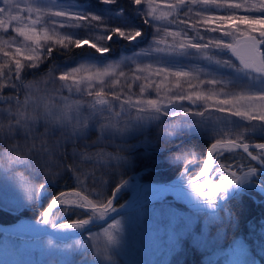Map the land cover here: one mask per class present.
<instances>
[{
	"label": "snow or ice",
	"instance_id": "6c2138e0",
	"mask_svg": "<svg viewBox=\"0 0 264 264\" xmlns=\"http://www.w3.org/2000/svg\"><path fill=\"white\" fill-rule=\"evenodd\" d=\"M0 5V145L6 149L0 162L9 172L16 166L59 168L71 145L74 162L64 168L80 173L77 185L56 194L34 222L58 234L49 235L46 249L64 256L93 249V264H116L123 247V216L113 214L125 207L115 201L129 181L105 195L95 191V172H83L79 164L105 168L113 160L133 161L78 145L90 130L100 141L119 138L127 145L129 136L150 125L181 117L162 129L166 136L189 132L212 140L202 160L183 148L172 157L183 165L180 188L198 211L218 219L246 190L264 193V143H250L247 135L264 132V0H168L163 10L157 0H129L139 24L128 21L119 0H94L92 7L78 0H0ZM114 21L119 23L113 26ZM94 32L103 34L93 39ZM119 41L128 42L124 52L130 54L112 60V44ZM84 46L94 50L84 63L54 64L46 77L27 80L54 52ZM196 165L193 173L190 166ZM19 180L31 202L42 197L50 175L38 185ZM228 217L235 219L230 211ZM92 225L102 231L92 232ZM67 230L87 232L88 240L67 242ZM236 251L246 254L245 245Z\"/></svg>",
	"mask_w": 264,
	"mask_h": 264
},
{
	"label": "rangeland",
	"instance_id": "374dc122",
	"mask_svg": "<svg viewBox=\"0 0 264 264\" xmlns=\"http://www.w3.org/2000/svg\"><path fill=\"white\" fill-rule=\"evenodd\" d=\"M168 0H157L160 4L161 10H163L164 3ZM88 7H92L90 4H85ZM2 6V5H0ZM95 11H100V9L94 8ZM128 21L135 23L133 20L128 18ZM119 21H114L113 26L118 24ZM259 27V25H257ZM103 33L94 32L92 38ZM84 38H89L87 34L82 33ZM142 45L141 47H143ZM122 54H130V52L125 53L121 51L115 57H111L112 60H118ZM83 57L76 58L67 62L58 63L55 65H67L69 67H75L79 63H84ZM46 75L42 77H46ZM42 77H39V80ZM67 95V93L65 92ZM181 117L165 118V125H170L174 121H180ZM255 123V122H254ZM95 136H98V132L93 130ZM251 137V140L255 143L264 142V132L259 129L255 131H250L247 134ZM211 139L210 135H204ZM251 140L249 141L251 143ZM257 140V141H255ZM78 141V145H83L87 143L91 147L88 149L89 152L95 153L101 151L102 147L99 141ZM5 146L0 145V152L5 151ZM80 150H83L82 148ZM73 148L71 145L67 147L68 156H66L69 164H72L73 158L71 153ZM180 152V151H179ZM178 152V154H179ZM107 153V152H106ZM115 160L111 161L114 163ZM59 163V161H58ZM79 167L83 172L92 173L95 172L96 177V187L95 191H101L105 194V185L101 178V173L104 168H100L99 165L93 166L90 163H80ZM64 168V163H60L59 168L52 169H38L35 165L25 168L23 166H16L12 172L8 171L6 165L0 162V205L5 208L12 210H19L22 207H27L31 202L25 199V193L21 186L19 177L23 176L30 183L37 185L38 181L44 180V174L49 173L50 177L54 175H59ZM72 172V171H71ZM121 172V171H120ZM73 180L71 181L72 187L65 190H71L77 185L75 180L76 175L80 173L72 172ZM83 179V177H81ZM135 179V180H134ZM126 178L129 181L128 188L131 189L130 192L135 188L136 182L139 181L137 178ZM153 189H146L144 193L135 201L138 203L145 198H147ZM106 195V194H105ZM130 195V194H129ZM161 203L155 201L151 204L132 210L126 213H122L116 216V219H121L123 216L124 221V243L123 247L117 250L115 255L116 264H171L172 255L178 250L181 242L185 237L191 236L192 241L199 248V252L203 256V259H211L216 256L215 264H232L233 261H247L251 264L252 261L258 264L257 258H255L252 253H250L247 246L243 243L240 238L231 239L228 245H221L224 240L222 228L214 229L211 234H209L208 221L204 218L205 215L199 216L197 214V209L181 210L174 208L167 204L168 200L166 196L159 197ZM180 211V212H179ZM187 211V212H186ZM201 219H198V218ZM199 221V225H197ZM111 222V221H109ZM210 222V221H209ZM211 223V222H210ZM106 226V225H104ZM101 228L97 230H92V232H100ZM78 233L76 230H67V235H75ZM88 233L84 232L80 236H84V241L88 240ZM16 239L13 236H0V264H47L51 259L59 258L61 264H71V255L64 256L63 254L52 252L44 247V242L49 238H24L18 237ZM72 239V238H70ZM69 242V241H67ZM244 244L246 248V254L241 255L236 251L237 245ZM77 250V249H76ZM90 254L91 259L87 262H83V255ZM94 250L89 249L88 251H80L78 263L74 264H93ZM39 262V263H38Z\"/></svg>",
	"mask_w": 264,
	"mask_h": 264
},
{
	"label": "trees",
	"instance_id": "16d2710c",
	"mask_svg": "<svg viewBox=\"0 0 264 264\" xmlns=\"http://www.w3.org/2000/svg\"><path fill=\"white\" fill-rule=\"evenodd\" d=\"M83 4L94 5V0H78ZM121 6L126 9V17L139 24L141 21L134 15L131 7L129 6V0H119ZM98 9V8H97ZM147 27V26H145ZM115 39V38H114ZM127 41H119L112 44L113 51L109 54L110 57H115L121 51H124V46L127 45ZM142 46V45H141ZM88 52H94L89 46H84L80 49H73L69 53L54 52L53 58L50 62H46L41 65L39 70H30L27 76L28 81H33L46 74L54 64L67 62L76 58L84 57ZM35 73V74H32ZM178 121H174L176 123ZM167 126L165 124H153L150 125L146 131L135 133L127 138V145H123L119 138L112 141L98 140V136H95L94 131L90 130L88 134L87 142L99 141L104 147L101 151L111 153L113 155L119 154L121 156L129 157L133 162L129 165L124 162H120L117 165V161L111 163L110 166L105 167L101 173L103 184L105 185V194H110L114 190V186L118 185L121 180L126 178H137V180L148 181H176L180 180V173L183 171V165L176 163L172 160V157L178 155V152L183 148L185 150H191L194 152L199 160L206 158L207 148L210 147L212 140L202 134H192L185 132L176 136L168 137L164 134L162 129ZM257 141V140H255ZM251 143L253 140H251ZM260 143H264L261 142ZM128 145H134L135 147L130 150L121 151V147L127 148ZM227 155V154H226ZM231 162V161H230ZM247 163V160L244 161ZM64 164H69L65 157ZM255 163V162H252ZM193 173L198 171V165L190 166ZM121 171V172H120ZM72 172L63 168L59 175L50 177L49 184L46 191L43 193L40 199L31 201L27 207H22L19 210H12L2 207L0 205V222H13L22 217H29L38 219L40 212L48 205L50 200L58 194L60 191L72 187L71 181L73 180ZM260 179L264 180V177ZM135 180V179H134ZM43 181H38L42 183ZM131 189L126 187L119 194L118 199L115 201L116 206L121 205L127 200ZM161 203L160 201H156ZM155 203V202H154ZM168 205L181 209L188 210L174 201L168 200ZM229 211L232 213L234 220H230L228 217ZM199 216L205 215L208 221L209 234L214 229L222 228L223 237L221 245L225 246L229 244L231 239L240 238L247 246L250 253L257 258L258 264H264V197L252 189L246 190L245 194L239 199H232L228 202L227 206L223 208L219 213L218 219H210L205 211H197ZM77 218L76 216L71 217ZM198 219H201L200 217ZM62 221H65L62 219ZM211 223H210V222ZM199 221H197V225ZM200 226V225H199ZM101 228L99 225L91 226L92 230ZM79 233L72 239H83L84 236H80ZM13 236L0 232V236ZM189 235V234H188ZM185 237L181 242L178 250L172 255L171 264H215L216 256L211 259H203V256L199 252V246L195 244L191 236ZM16 239L18 236H13ZM46 236H43L45 238ZM72 239L68 241L71 242ZM87 241V240H85ZM80 249L71 252V264L78 263ZM90 254L83 255L82 259L84 263H89L91 257ZM60 256V253H59ZM80 264V262H79Z\"/></svg>",
	"mask_w": 264,
	"mask_h": 264
},
{
	"label": "water",
	"instance_id": "95a60500",
	"mask_svg": "<svg viewBox=\"0 0 264 264\" xmlns=\"http://www.w3.org/2000/svg\"><path fill=\"white\" fill-rule=\"evenodd\" d=\"M146 189H153V192L144 200L135 203V201L144 193ZM250 189L256 191L257 193H259L261 196L264 197V193L260 192L258 188H250ZM181 191L182 190L180 188V180L163 181V182L148 181V180L137 181L136 186L130 193L128 199L121 204V205H125V207L121 209V214L132 210H136L138 208L151 204L152 202L160 201L162 200L159 198L161 196H166L167 200L174 201L184 207L190 209H197V207L194 206V201L185 198L184 194L180 193ZM119 206L117 207L119 208ZM113 216L116 217L118 216V214L114 213ZM23 220L36 221L37 219L22 217L13 222H7V223L0 222V232L8 235L24 237V238H38L42 236L49 237L50 235L52 236V238L55 239L58 235L52 229H46V228L32 229L27 225L23 224L22 222ZM61 222H68V221L65 220ZM79 233L80 232L76 233L75 235H69V237L70 238L74 237Z\"/></svg>",
	"mask_w": 264,
	"mask_h": 264
},
{
	"label": "bare ground",
	"instance_id": "6f19581e",
	"mask_svg": "<svg viewBox=\"0 0 264 264\" xmlns=\"http://www.w3.org/2000/svg\"><path fill=\"white\" fill-rule=\"evenodd\" d=\"M140 181V180H139ZM180 193H183L182 191L180 192ZM184 194V193H183ZM107 195H108V193H107ZM184 196H185V198H188L187 196H186V194H184ZM189 199V198H188ZM180 212V211H179ZM187 212V211H186ZM23 222V224H25V225H27L28 227H30V228H32V229H37V228H42L43 226H39V225H36V224H34V222L35 221H26V220H23L22 221ZM39 263V262H38Z\"/></svg>",
	"mask_w": 264,
	"mask_h": 264
},
{
	"label": "flooded vegetation",
	"instance_id": "af4514ba",
	"mask_svg": "<svg viewBox=\"0 0 264 264\" xmlns=\"http://www.w3.org/2000/svg\"><path fill=\"white\" fill-rule=\"evenodd\" d=\"M129 197V196H128Z\"/></svg>",
	"mask_w": 264,
	"mask_h": 264
}]
</instances>
